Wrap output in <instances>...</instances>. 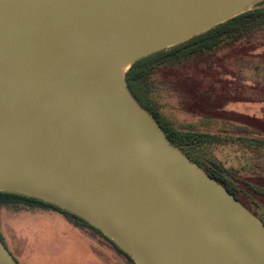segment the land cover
Listing matches in <instances>:
<instances>
[{
	"label": "water",
	"instance_id": "obj_1",
	"mask_svg": "<svg viewBox=\"0 0 264 264\" xmlns=\"http://www.w3.org/2000/svg\"><path fill=\"white\" fill-rule=\"evenodd\" d=\"M256 1L0 0V192L60 207L134 264H264L261 220L125 78ZM0 264H19L1 241Z\"/></svg>",
	"mask_w": 264,
	"mask_h": 264
},
{
	"label": "rangeland",
	"instance_id": "obj_2",
	"mask_svg": "<svg viewBox=\"0 0 264 264\" xmlns=\"http://www.w3.org/2000/svg\"><path fill=\"white\" fill-rule=\"evenodd\" d=\"M257 5L264 7V0H257L251 8ZM261 41L263 45L264 34ZM255 65L264 66V48L250 50L238 45L219 53L211 63L188 70L185 80H156L161 119L178 130L191 128L216 136L219 143L209 148V160L244 191L243 182L253 177L264 179V151L251 149L239 139L264 138V84L254 75ZM254 199L255 203L247 205L264 224V207L260 209L264 201ZM15 213L0 211V227L11 236L9 217ZM19 214L31 232L20 236L23 241H13L17 256L25 245L33 264H79L73 251L74 233L56 221L58 212L46 209ZM12 223L20 225L16 220Z\"/></svg>",
	"mask_w": 264,
	"mask_h": 264
},
{
	"label": "trees",
	"instance_id": "obj_3",
	"mask_svg": "<svg viewBox=\"0 0 264 264\" xmlns=\"http://www.w3.org/2000/svg\"><path fill=\"white\" fill-rule=\"evenodd\" d=\"M261 34H264V7L257 5L182 43L136 61L125 73L130 90L145 110L157 121L167 139L180 148L189 160L197 164L214 181L223 186L250 214L260 220L261 218L251 211L247 204L255 203V197L264 201V179L260 177L248 179V181L243 182L246 191L240 189L209 160L207 155L209 148L219 143L216 136L197 132L191 128L178 130L165 123L160 117L161 114H159L162 105L156 80L161 78L165 82L168 81V83L171 80H185L188 78L186 76L188 70L211 63L219 53L228 51L238 45L249 46L250 50L263 49L264 44H261L263 42L261 41ZM252 46L254 47L252 48ZM252 70L254 75L259 78V82L264 84V66L255 65ZM239 139L246 141V146L251 149L264 151V138L252 139L242 136ZM263 207L260 206V209L263 210ZM46 209L62 214L74 225H78V227L85 229L96 238L108 243L127 264H134L128 254L122 252L99 230L82 219L61 210L60 207L23 195L0 192V211L32 212Z\"/></svg>",
	"mask_w": 264,
	"mask_h": 264
},
{
	"label": "crops",
	"instance_id": "obj_4",
	"mask_svg": "<svg viewBox=\"0 0 264 264\" xmlns=\"http://www.w3.org/2000/svg\"><path fill=\"white\" fill-rule=\"evenodd\" d=\"M2 211H7V210H2ZM35 212L37 211H32L31 213H35ZM38 212H44V211H38ZM19 213L20 211L9 217L10 219L9 227L13 231L12 232L13 235L11 236L8 233L6 234L4 227L3 228L0 227L1 228L0 234L2 239L4 240V243L7 245L8 249L12 252L11 253L12 256L15 257L18 263L19 261H23V264H33L31 258L28 257V252L25 249L26 248L25 245H23L24 251L21 254V256H17L13 249V241L16 243L21 242L23 240L22 239L20 240V236L22 234L27 236L31 232L28 226H26V224L24 225L23 224L24 222L21 221L22 219L20 218L21 216ZM58 215H59L58 217L59 220L56 221L57 222L60 221V224H64L65 226H67V229H70L71 232L74 233L73 235L75 238L74 239L75 244H73V251L77 259H79V264H127L125 260L116 252V250H114V248L111 247L108 243H106L105 241L99 238H96L85 229L78 227V225L77 226L74 225L62 214L58 213ZM13 220H16V222L18 221L19 222L18 224L20 225H14L12 223Z\"/></svg>",
	"mask_w": 264,
	"mask_h": 264
},
{
	"label": "flooded vegetation",
	"instance_id": "obj_5",
	"mask_svg": "<svg viewBox=\"0 0 264 264\" xmlns=\"http://www.w3.org/2000/svg\"><path fill=\"white\" fill-rule=\"evenodd\" d=\"M0 240H2V238L0 237ZM2 243H3V245L6 247V249L10 252V253H12L9 249H8V247H7V245L4 243V240H2L1 241Z\"/></svg>",
	"mask_w": 264,
	"mask_h": 264
}]
</instances>
